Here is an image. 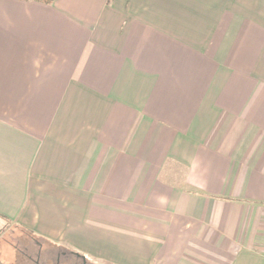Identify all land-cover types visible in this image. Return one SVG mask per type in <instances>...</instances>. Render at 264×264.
<instances>
[{"label":"crops","instance_id":"1","mask_svg":"<svg viewBox=\"0 0 264 264\" xmlns=\"http://www.w3.org/2000/svg\"><path fill=\"white\" fill-rule=\"evenodd\" d=\"M0 221L110 264H264V0H0Z\"/></svg>","mask_w":264,"mask_h":264},{"label":"rangeland","instance_id":"2","mask_svg":"<svg viewBox=\"0 0 264 264\" xmlns=\"http://www.w3.org/2000/svg\"><path fill=\"white\" fill-rule=\"evenodd\" d=\"M0 223L3 222L0 221ZM39 249L41 250V258L45 259L47 264H54V258L57 254L69 253V251L57 248L48 241L32 236L12 224L4 225L3 229L0 230V258L5 251L4 256L7 261L11 259L9 256L11 253L12 258L15 259V264H33V261L29 260L24 253L34 259ZM86 257L88 264H110L107 259L93 258V252L92 256Z\"/></svg>","mask_w":264,"mask_h":264},{"label":"flooded vegetation","instance_id":"3","mask_svg":"<svg viewBox=\"0 0 264 264\" xmlns=\"http://www.w3.org/2000/svg\"><path fill=\"white\" fill-rule=\"evenodd\" d=\"M26 256L33 261V264H47L46 260L41 258L40 249L36 252L34 259L27 254ZM54 264H88V262L75 253L69 252L67 254L66 252H62L61 254H57L54 258Z\"/></svg>","mask_w":264,"mask_h":264},{"label":"trees","instance_id":"4","mask_svg":"<svg viewBox=\"0 0 264 264\" xmlns=\"http://www.w3.org/2000/svg\"><path fill=\"white\" fill-rule=\"evenodd\" d=\"M30 1H35V2H40V3H46V4H50L52 3L54 0H30ZM50 244H52L51 242H49ZM53 245V244H52ZM0 264H4L0 261Z\"/></svg>","mask_w":264,"mask_h":264},{"label":"water","instance_id":"5","mask_svg":"<svg viewBox=\"0 0 264 264\" xmlns=\"http://www.w3.org/2000/svg\"><path fill=\"white\" fill-rule=\"evenodd\" d=\"M78 255V254H77ZM84 260H85V258H84V256H81Z\"/></svg>","mask_w":264,"mask_h":264}]
</instances>
